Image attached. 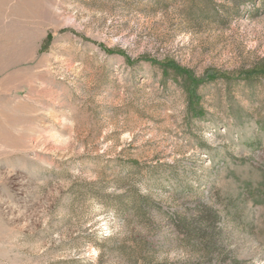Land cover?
Wrapping results in <instances>:
<instances>
[{"label": "rangeland", "instance_id": "obj_1", "mask_svg": "<svg viewBox=\"0 0 264 264\" xmlns=\"http://www.w3.org/2000/svg\"><path fill=\"white\" fill-rule=\"evenodd\" d=\"M0 264H264V0H0Z\"/></svg>", "mask_w": 264, "mask_h": 264}]
</instances>
